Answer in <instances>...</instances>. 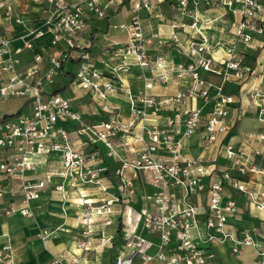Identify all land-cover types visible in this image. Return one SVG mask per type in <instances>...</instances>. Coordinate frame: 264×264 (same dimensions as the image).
I'll return each mask as SVG.
<instances>
[{
    "label": "built area",
    "instance_id": "2783aa9c",
    "mask_svg": "<svg viewBox=\"0 0 264 264\" xmlns=\"http://www.w3.org/2000/svg\"><path fill=\"white\" fill-rule=\"evenodd\" d=\"M32 1L42 15L32 27H27L26 18L14 15L9 0L0 3V15L26 32L22 44L11 49L10 38L0 27V101L29 99L26 109L13 113H3L0 105V201L7 192L14 194L4 184L10 178L20 179L22 196L21 206L6 213L31 217L33 199L50 185L66 199L68 182L80 206V248H89L95 228L111 225L114 214L125 216L128 227L120 226L113 234L101 232L100 245H118L112 264H208L213 256L208 245L226 239L259 248L258 264H264V235L254 239L228 228L238 202L225 195L226 189L237 192L250 208L264 212V168L244 148L225 141L235 100L225 83L242 84L254 74L245 55L264 45V0H171L178 18L170 22L167 33L151 24L153 18L165 17L155 0ZM201 4H223L238 13L232 39L207 33L210 20L200 16ZM122 7L129 19L109 26L125 40L108 44L107 58L96 61L90 43L83 40L86 20H105ZM180 30L187 32L185 40L180 39ZM23 50L30 53L31 63L19 69ZM172 50L191 62L174 60ZM215 50L221 55L211 54ZM133 66L142 70L138 76L143 85L137 92L126 79ZM205 73L220 76L221 81ZM67 75L69 81L60 82ZM156 82H176L179 87L158 95L152 90ZM79 90L99 101L104 117L86 121V114L75 107ZM113 95L127 101L125 114L108 102ZM253 95L264 120V89L254 88ZM194 99L200 105L188 103ZM199 129L203 147L219 143L224 163L217 157L182 152V136ZM259 137L264 139V133ZM77 141L88 148L82 149ZM52 155L60 159L59 168L35 181L26 178V172H36ZM55 175L60 182H51ZM139 177L149 191L139 196L140 208L133 216L130 203L138 200ZM203 193L205 206L199 210L191 196ZM0 264H15L9 242L0 245Z\"/></svg>",
    "mask_w": 264,
    "mask_h": 264
},
{
    "label": "crops",
    "instance_id": "0c3cea01",
    "mask_svg": "<svg viewBox=\"0 0 264 264\" xmlns=\"http://www.w3.org/2000/svg\"><path fill=\"white\" fill-rule=\"evenodd\" d=\"M4 0H0V3ZM13 6V13L16 16H22L27 20V27L35 25L42 17L41 8L32 0H9ZM159 2V6L165 12L162 19L153 18L152 26L163 29L166 33L170 31V22L177 19L171 7V0H155ZM2 8V12H3ZM144 15V14H143ZM146 15V14H145ZM144 15V18H145ZM200 16L203 19L210 20V27L206 30L209 35H214L220 39L233 38V26L238 20L237 12L228 6L219 4L218 6L200 5ZM129 19L125 8H120L116 13L112 14L105 20L89 17L86 20V27L83 33V40L90 43V51L96 61L107 58L105 47L112 42H122L125 40L123 33L109 26V22L116 23ZM0 27L2 32L10 38V47L14 49L20 46L26 39L25 28L15 22L10 23L3 15H0ZM187 32H179L182 40L187 38ZM47 36L41 38V42H45ZM221 50H215L211 54L215 56L221 55ZM21 61L18 68L22 69L31 63L30 53L23 50L20 54ZM172 58L176 61L185 63L191 62L190 58L180 55L172 50ZM245 61L254 67V74L242 84H237L232 80L225 83V89L232 93L235 100L230 108L228 116V132L225 134V141L231 142L236 146L244 148L251 154L254 163L264 168V139H260L259 134L264 133V120L259 116V107L255 104L254 88L264 89V45L256 51H248L245 55ZM71 67V65H67ZM145 74H149L147 70H143ZM142 70L133 66L131 72L126 79L131 84L134 92H137L143 85V79L138 76ZM205 76L215 82H220L221 77L210 73ZM69 75L61 76L60 82L69 81ZM179 84L172 82L169 84L155 83L152 90L158 95L171 94ZM75 107L86 114V121H92L95 118L104 117L99 101L92 98L89 93L77 91L75 97ZM108 102L118 105L125 114L128 109L127 101L121 96H110ZM192 106L200 105L199 100H191L188 102ZM29 99L26 97H12L1 100L0 105L3 113H13L21 109H26ZM168 114L165 112L164 115ZM156 121V120H155ZM151 122V120H149ZM201 129L193 134L182 136V152L188 156L202 155L206 158L217 157L221 163L225 162L224 157L218 155L219 143H215L208 147H203L201 143ZM82 149L87 146H81V142H76ZM110 166L114 167V162L108 159ZM60 166V159L54 155L42 164L36 172H26V178L35 181L44 177L48 170H55ZM52 183L60 182L58 176L51 177ZM264 181V179H262ZM138 188V200L130 203L133 207L132 215L140 208L139 196L149 191V186L141 179L135 180ZM6 190L14 189V194L7 192L0 201V245L9 242L12 246V252L15 264H112L114 252L117 244L112 246H103L99 244L101 232L113 234L120 226L128 227L125 216L120 217L114 214L113 222L107 227L99 225L94 230L92 244L87 249L78 246L82 240V224L77 218L80 212L78 205L77 192L70 183L65 182V188L68 198L64 199L53 186L44 190L37 200L31 201L33 216L28 217L21 215L18 211L7 214L6 211L10 207H20L22 196L20 193V179L10 178L4 181ZM264 185V182H262ZM91 192L97 193L95 190ZM98 194V193H97ZM225 195L234 197L238 202V208L228 218V228L235 234H249L254 239H259L264 235V212H260L250 208L245 201L244 196L229 189L225 190ZM205 194L191 196V200L195 202L199 210H203L205 206ZM61 219H56L55 216ZM51 230L53 236L48 234L45 236L44 231ZM139 231L144 229L139 226ZM54 231V232H53ZM42 233V236H39ZM150 237L157 241V235L152 233ZM198 241V240H197ZM199 244L206 243L199 240ZM117 246V247H116ZM213 256L208 260V264H258L260 260L259 248L246 245L244 243H236L233 239H226L212 245H208ZM79 250V252L77 251Z\"/></svg>",
    "mask_w": 264,
    "mask_h": 264
},
{
    "label": "rangeland",
    "instance_id": "374dc122",
    "mask_svg": "<svg viewBox=\"0 0 264 264\" xmlns=\"http://www.w3.org/2000/svg\"><path fill=\"white\" fill-rule=\"evenodd\" d=\"M55 217H56V219H58V220L61 219V217L58 216V215L55 216ZM59 221H62V219L59 220ZM47 233H48V237H49V236H53V235L51 234V233H52L51 230H50V231L48 230ZM39 236H42V233H39V235H38L37 237H39ZM113 252L116 254V253L118 252V249H117V248L113 249Z\"/></svg>",
    "mask_w": 264,
    "mask_h": 264
},
{
    "label": "bare ground",
    "instance_id": "6f19581e",
    "mask_svg": "<svg viewBox=\"0 0 264 264\" xmlns=\"http://www.w3.org/2000/svg\"><path fill=\"white\" fill-rule=\"evenodd\" d=\"M38 198H39V197H38ZM38 198H35V199H33L32 201L37 200ZM51 232H52V231H51ZM53 232H54V231H53ZM45 234H46V235L48 234V233H47V230L44 231V235H45ZM46 235H45V236H46ZM77 251L79 252L78 249H77Z\"/></svg>",
    "mask_w": 264,
    "mask_h": 264
}]
</instances>
